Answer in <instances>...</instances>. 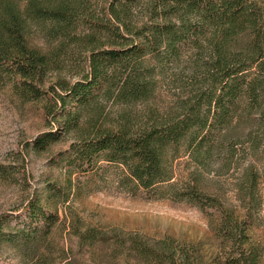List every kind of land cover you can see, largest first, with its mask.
<instances>
[{"label":"trees","instance_id":"obj_1","mask_svg":"<svg viewBox=\"0 0 264 264\" xmlns=\"http://www.w3.org/2000/svg\"><path fill=\"white\" fill-rule=\"evenodd\" d=\"M33 30L44 46L31 44ZM167 79L174 93L160 109L159 84ZM0 82L25 102L42 103L44 119L55 126L33 142L34 151L74 134L59 155L71 175L105 162L123 168L122 184L133 195L167 185L174 198L204 213L213 209V233L225 253L219 264H263L248 234L250 215L242 219L195 187L177 191L169 160L184 151L206 168L219 153L221 169L230 170L239 144L257 146L253 130L264 129V0H0ZM103 101L143 110L122 111L108 126L100 123ZM57 191L50 186L52 197ZM22 213L26 246L59 219L38 199ZM5 221L0 246L10 235ZM159 244L144 253L161 264H194L187 252Z\"/></svg>","mask_w":264,"mask_h":264},{"label":"rangeland","instance_id":"obj_2","mask_svg":"<svg viewBox=\"0 0 264 264\" xmlns=\"http://www.w3.org/2000/svg\"><path fill=\"white\" fill-rule=\"evenodd\" d=\"M31 39V44L44 46L34 30ZM172 88L169 79L161 80L158 108L171 102ZM42 108V103L25 102L12 85L0 82V219L6 220L9 237L18 240L11 243L7 237L0 246V264H161L144 251L160 248L163 241L187 252L194 264H219L225 253L213 233V209L204 213L174 198L167 185L133 195L122 184L123 168L105 162L90 173L71 175L59 155L69 149L74 134L63 135L46 151H34L33 142L55 128L44 119ZM100 108H105L100 123L111 126L122 111L140 115L143 105L128 109L103 101ZM253 132L257 146L239 144L230 170L221 169L219 153L206 161V168L184 151L169 164L177 191L195 187L217 198L224 208L236 210L242 219L250 215L248 234L264 264V129ZM50 186L58 190L55 197ZM35 199L59 219L48 235L26 246L19 239L20 231H30L24 229L22 212Z\"/></svg>","mask_w":264,"mask_h":264}]
</instances>
